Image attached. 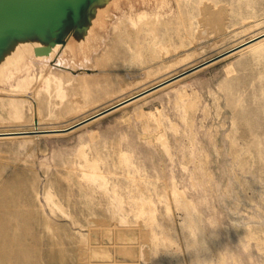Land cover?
Listing matches in <instances>:
<instances>
[{
  "label": "rangeland",
  "instance_id": "374dc122",
  "mask_svg": "<svg viewBox=\"0 0 264 264\" xmlns=\"http://www.w3.org/2000/svg\"><path fill=\"white\" fill-rule=\"evenodd\" d=\"M91 12L49 55L32 42L4 62L0 130L66 126L264 33V0ZM27 133L0 135V264H264V36Z\"/></svg>",
  "mask_w": 264,
  "mask_h": 264
},
{
  "label": "bare ground",
  "instance_id": "6f19581e",
  "mask_svg": "<svg viewBox=\"0 0 264 264\" xmlns=\"http://www.w3.org/2000/svg\"><path fill=\"white\" fill-rule=\"evenodd\" d=\"M84 1H86V0H64L63 1L64 6H63V14L62 15H60L59 13L57 14L56 12H54L53 9H51L49 11L46 10V11L41 12V13H23V14L15 17V18L14 17H10L7 19L1 18L0 19V70H2V68L4 66V62L10 60L14 54H16L19 50L22 49L23 45H25L27 43H32V42L35 43L36 45H45V44H48L50 41L54 40L55 44L51 46V52H52V50L57 45L62 44V42H63L62 40L64 39L66 32L69 30V28H67L68 26L77 23L79 20L80 27H83L84 22H85V18H86V17H84V15L87 16V12H88V10L86 8L84 9V5H85ZM85 7H87V6H85ZM89 11L91 12V10H89ZM92 11H94V10H92ZM81 29H80V31H81ZM78 32L76 33L77 35H78ZM261 34H263V33H259L255 36H258ZM249 39H252V37ZM241 43H243V41L234 45V46H237ZM234 46H232V47H234ZM219 53H221V52H219ZM219 53H217V54H219ZM49 54H47V55H49ZM217 54H214L211 57H213ZM37 56H45V55H37ZM21 57H22V55L18 56L17 58L10 61V63L17 61ZM211 57H209L207 59H210ZM57 63H60L59 59L57 60ZM198 63H200V62H198ZM60 65H61V63H60ZM193 66L194 65H191L188 68H185V69H183L179 72H176V73H174L168 77H165L162 80L151 84L150 86H153L157 83L166 81L167 79H169V78L177 75L178 73H180L184 70H187ZM74 69H79V68H74ZM73 73H76V72H73ZM150 86H147L140 91H143L144 89H147ZM140 91H138V92H140ZM138 92L130 94V95L114 102V103H111V104H109V105H107L101 109H98L95 112H93V113H91V114H89V115H87V116H85V117H83V118H81L75 122H72L66 126H63V127L42 128L41 126H39L37 124L38 122H35V124H33V126L30 128L0 130V135L17 136V134H23V133L29 132V134L27 133V136H28L31 134L30 132L37 133V132H49V131L50 132L62 131L63 129H66V128L70 127L71 125L88 118L91 115H94L96 113H99V112L109 108L113 104L121 102L127 98L133 97ZM33 135H35V134H33Z\"/></svg>",
  "mask_w": 264,
  "mask_h": 264
},
{
  "label": "water",
  "instance_id": "95a60500",
  "mask_svg": "<svg viewBox=\"0 0 264 264\" xmlns=\"http://www.w3.org/2000/svg\"><path fill=\"white\" fill-rule=\"evenodd\" d=\"M63 1L64 0H0V19H7V18H10V17H17L23 13H41V12H44V11H49L51 9L54 10V12H56L57 14L59 13L60 15L63 14ZM99 0H86L84 1V9L86 8L88 10L89 13H91L89 10H91L92 6L97 3ZM87 6V7H85ZM86 11V10H85ZM87 12V16L84 15L85 18V22L88 18V15L89 13ZM84 22V24H85ZM84 26V25H83ZM74 27H80V24H79V20L77 23L75 24H72L70 26H68L67 28L72 29ZM82 27H80L81 29ZM68 30V31H69ZM67 33V32H66ZM264 36V33L261 34V35H258L252 39H249V40H246L245 42L237 45V46H234L232 48H229L213 57H211L210 59H207L205 61H202L196 65H194L193 67L187 69V70H184L180 73H178L177 75L167 79L166 81H163V82H160V83H157L153 86H150L148 87L147 89H144L143 91H140L138 92L136 95H134L133 97H130V98H127L121 102H118L116 104H113L111 105L109 108L99 112V113H96L94 115H91L89 116L88 118L78 122V123H75L73 125H71L70 127L66 128V129H61L62 131H57V132H66V131H69V130H72L88 121H91L101 115H104L114 109H116L117 107H120L134 99H137L139 98L140 96L152 91V90H155L181 76H184L206 64H209L229 53H231L232 51L238 49V48H241V47H244L246 46L247 44H249L250 42H253L255 41L256 39H259L261 37ZM62 44L64 43L65 41V36H64V39L62 40ZM55 44V41L52 40L50 41L48 44H45V45H35L33 47V52L35 55H47L51 52V46ZM36 122V121H35Z\"/></svg>",
  "mask_w": 264,
  "mask_h": 264
}]
</instances>
